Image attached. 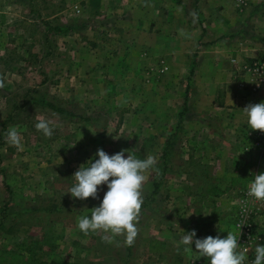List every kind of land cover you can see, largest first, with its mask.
Segmentation results:
<instances>
[{"label": "rangeland", "instance_id": "374dc122", "mask_svg": "<svg viewBox=\"0 0 264 264\" xmlns=\"http://www.w3.org/2000/svg\"><path fill=\"white\" fill-rule=\"evenodd\" d=\"M151 3L0 0V264H19L10 262L9 250L22 241L38 247L43 230L50 240L37 256L61 264H209L194 252V243L182 261L160 259L159 251L178 254L175 245L183 231L193 229L195 238L234 233L245 264L254 259L255 245L264 244V201L247 194L256 167L244 164L246 177L232 181L220 164L205 160L216 146L190 144L191 77H172L181 67L164 68L165 77L144 73L141 19ZM233 4L237 7V0ZM107 57L111 65L103 64ZM179 112L181 130L163 158L164 140L174 134ZM40 118L55 125L52 136L35 128ZM11 126L21 134L20 149L7 141ZM260 131L246 130L250 145L242 147L243 154L260 144L264 151ZM195 134L203 143L211 139L203 127ZM98 148L110 155L126 149L139 158H157L159 174L146 172L130 252L123 235L108 242L101 239L104 233L84 234L76 226L107 190L98 186L95 199L83 200L67 193L72 174ZM260 167L264 172V162ZM51 203L54 210L42 208ZM162 235L176 240L174 245H161Z\"/></svg>", "mask_w": 264, "mask_h": 264}, {"label": "crops", "instance_id": "0c3cea01", "mask_svg": "<svg viewBox=\"0 0 264 264\" xmlns=\"http://www.w3.org/2000/svg\"><path fill=\"white\" fill-rule=\"evenodd\" d=\"M148 1L152 3L146 6L141 19L144 30L141 53L143 65L147 67L144 73H149L150 77H165L168 67L169 70L177 66L181 67L179 70L188 67L183 74L175 70L172 77H191L193 102L190 115L195 128L190 124L193 132L190 144L194 142L196 146L206 145L207 148L216 146L205 160L220 164L232 181L246 177L244 164H251L261 172L263 144L254 147L259 153L254 149H248V154L242 153V147L250 145L245 138L246 130H252L242 108L264 100V80L255 86L249 72L243 69L254 60L264 59V0H246L244 8L238 0L237 7L233 0ZM154 55L157 58L152 60ZM113 62L112 57H107L103 64ZM201 127L211 136L210 140L205 139L206 143L195 139V132ZM223 162L231 165L228 167ZM255 169L252 177L258 174ZM15 221L21 224L18 219ZM158 240L166 248L176 241L168 235H162ZM175 246L178 254L171 256L159 251L162 252L160 259L174 257L182 261V256H186L183 245L178 242Z\"/></svg>", "mask_w": 264, "mask_h": 264}, {"label": "clouds", "instance_id": "9594fccd", "mask_svg": "<svg viewBox=\"0 0 264 264\" xmlns=\"http://www.w3.org/2000/svg\"><path fill=\"white\" fill-rule=\"evenodd\" d=\"M250 129L264 131V100L242 108ZM55 125L51 120L40 118L35 128L45 137L53 135ZM7 141L22 148L21 134L15 126L7 130ZM127 152V156H125ZM148 170L159 174L157 158L148 154L144 158L129 153L126 149L108 154L98 148L93 157L82 163L72 174L73 183L68 189L72 197L96 198L98 186L106 185V191L98 206L91 208L90 215L83 214L77 220V228L84 234L104 233L101 239L111 242L115 236L123 235L126 244H132L138 233V221L143 203L142 188ZM111 178V179H110ZM249 197L264 201V172L254 174L247 189ZM195 230L183 231L179 243L185 253L193 252L192 244L199 257H206L209 264H245L247 256L237 251V236L227 231L224 237L206 236L195 238ZM195 238V239H194ZM251 264H264V244L254 248Z\"/></svg>", "mask_w": 264, "mask_h": 264}, {"label": "trees", "instance_id": "16d2710c", "mask_svg": "<svg viewBox=\"0 0 264 264\" xmlns=\"http://www.w3.org/2000/svg\"><path fill=\"white\" fill-rule=\"evenodd\" d=\"M55 29H57L58 31H63L64 29L60 28V27H54ZM46 106L56 110L58 112L64 113L65 110L58 107L57 105H54L53 103H46ZM181 112L178 113V122L175 126V131L174 134H170L168 137H166V139L164 140L163 143V153H162V157L165 158L172 149V144L175 142L174 138H172L174 135L179 134V131L181 130ZM120 123V120H119ZM177 136V135H176ZM150 138V137H149ZM147 140V139H146ZM148 141V140H147ZM154 185H156V183H154ZM45 210H54L56 208L55 204H49V205H44V207H42ZM47 230V229H46ZM47 232V231H46ZM49 236L47 237V234L41 233V236L39 237V240L36 241V243H39L38 247H33L30 244H25L24 241H22L19 245V247L17 249H12L9 250V255L10 258L12 259L10 262L14 263V260L18 261L19 264H61L59 263V261L55 260L54 258H50L48 259V257H46L45 259H43L40 256H37V253L39 250L44 251L45 247L44 245L48 244ZM45 243V244H44ZM130 245L128 244V246L126 247L127 251L130 252Z\"/></svg>", "mask_w": 264, "mask_h": 264}, {"label": "built area", "instance_id": "2783aa9c", "mask_svg": "<svg viewBox=\"0 0 264 264\" xmlns=\"http://www.w3.org/2000/svg\"><path fill=\"white\" fill-rule=\"evenodd\" d=\"M238 2L243 8L247 5L246 0H238ZM243 69L249 72L250 79L255 86L264 80V59L254 60L250 64L244 65ZM259 134L264 138V131H260Z\"/></svg>", "mask_w": 264, "mask_h": 264}]
</instances>
